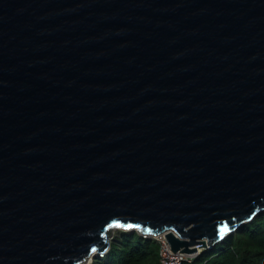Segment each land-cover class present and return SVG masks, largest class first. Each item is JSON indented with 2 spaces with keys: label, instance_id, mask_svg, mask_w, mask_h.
<instances>
[{
  "label": "water",
  "instance_id": "95a60500",
  "mask_svg": "<svg viewBox=\"0 0 264 264\" xmlns=\"http://www.w3.org/2000/svg\"><path fill=\"white\" fill-rule=\"evenodd\" d=\"M259 213L264 0H0V264L115 227L192 256Z\"/></svg>",
  "mask_w": 264,
  "mask_h": 264
},
{
  "label": "trees",
  "instance_id": "16d2710c",
  "mask_svg": "<svg viewBox=\"0 0 264 264\" xmlns=\"http://www.w3.org/2000/svg\"><path fill=\"white\" fill-rule=\"evenodd\" d=\"M192 264H264V213L257 214L211 248L202 250ZM90 264H161L158 244L136 230L119 229L109 250Z\"/></svg>",
  "mask_w": 264,
  "mask_h": 264
},
{
  "label": "built area",
  "instance_id": "2783aa9c",
  "mask_svg": "<svg viewBox=\"0 0 264 264\" xmlns=\"http://www.w3.org/2000/svg\"><path fill=\"white\" fill-rule=\"evenodd\" d=\"M142 235L149 236L145 234ZM163 235L164 233L151 236L158 244L159 258L161 264H188L189 262H192L194 260V258L198 253L189 256V255H180L181 254L180 251L173 252Z\"/></svg>",
  "mask_w": 264,
  "mask_h": 264
},
{
  "label": "snow or ice",
  "instance_id": "6c2138e0",
  "mask_svg": "<svg viewBox=\"0 0 264 264\" xmlns=\"http://www.w3.org/2000/svg\"><path fill=\"white\" fill-rule=\"evenodd\" d=\"M114 223H117V222H114ZM127 227H132V225H127ZM137 227H138V226H137ZM149 231H151V230L149 229ZM226 231H228L227 226H226V225H221V227H220V232H221V234H223V233L226 232ZM91 251H92V252H96L97 249H96L95 247H93V248L91 249Z\"/></svg>",
  "mask_w": 264,
  "mask_h": 264
},
{
  "label": "rangeland",
  "instance_id": "374dc122",
  "mask_svg": "<svg viewBox=\"0 0 264 264\" xmlns=\"http://www.w3.org/2000/svg\"><path fill=\"white\" fill-rule=\"evenodd\" d=\"M118 230H119V227L112 228V229L110 230V233H109V234H110V238L113 239V237H114L115 234L118 232ZM203 250H204V249H203ZM201 251H202V250H201ZM199 253H200V252H199ZM199 253H198V254H199ZM198 254H197V255H198ZM197 255H196V256H197ZM188 264H192V263L189 262Z\"/></svg>",
  "mask_w": 264,
  "mask_h": 264
}]
</instances>
